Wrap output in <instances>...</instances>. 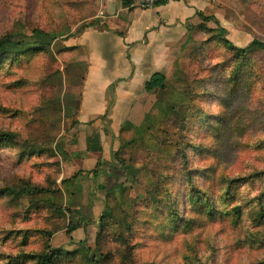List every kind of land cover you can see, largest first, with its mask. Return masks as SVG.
<instances>
[{"label": "rangeland", "instance_id": "rangeland-1", "mask_svg": "<svg viewBox=\"0 0 264 264\" xmlns=\"http://www.w3.org/2000/svg\"><path fill=\"white\" fill-rule=\"evenodd\" d=\"M213 3L216 21L190 27L151 95L152 127L122 135L121 178L96 214L71 172L84 65L65 49L94 0H0V36L17 44L0 51V133L14 134L0 140V188L15 191L0 194V264L57 247L50 264H264V0ZM221 26L238 46L257 41L239 54ZM205 194L220 212L240 206L239 222L203 218Z\"/></svg>", "mask_w": 264, "mask_h": 264}, {"label": "crops", "instance_id": "crops-1", "mask_svg": "<svg viewBox=\"0 0 264 264\" xmlns=\"http://www.w3.org/2000/svg\"><path fill=\"white\" fill-rule=\"evenodd\" d=\"M213 1L163 0L145 9L132 0L129 5L125 0H94L95 15L76 37L65 41V49L76 52V67L84 65L76 73L79 84L71 90L77 94V101L73 100L76 122L86 127L84 133L77 134L70 152L71 172L82 171L74 181H80L82 200L94 213L104 210L105 196L120 181L121 171L114 157L122 135L144 123L154 103L152 93L164 89L148 91L147 81L162 72L167 87V70L174 64L190 27L214 21H204L198 13L216 17ZM94 134L100 138L98 150L87 146L88 137ZM87 175L98 176L99 182L95 184ZM82 213L92 215L90 209Z\"/></svg>", "mask_w": 264, "mask_h": 264}, {"label": "trees", "instance_id": "trees-1", "mask_svg": "<svg viewBox=\"0 0 264 264\" xmlns=\"http://www.w3.org/2000/svg\"><path fill=\"white\" fill-rule=\"evenodd\" d=\"M133 1V0H132ZM163 0H159L157 2V4L161 3ZM126 5H129L131 3V0H125ZM200 14V16L202 17V19L204 21H210V20H214L216 21V17L214 15H204L202 12H198ZM227 29L223 26H221V32L218 33V37L229 47V48H233L236 51H238L239 54L241 53H245L247 50L251 49V47L254 46V44L256 43L255 41H251L247 46H238L236 44H234V42L229 39L226 35ZM16 42L14 40V37L10 34H4L0 36V51H8L10 49H14L16 47ZM261 46L264 47V44ZM166 76L164 73L162 72H156L153 74V76L150 78V80L147 81L146 83V90L150 91V90H154L156 88H165L166 87ZM152 121L150 119V116H148V118L146 117L144 123L141 126H137L134 127L136 128L137 131H145V129H150L152 127ZM14 134H10V133H0V140L1 139H5V138H12ZM100 138L98 134H94L90 137H88L87 139V146L88 149L90 150H98L100 149ZM94 171H97V166L94 169ZM260 172V171H258ZM257 172V173H258ZM256 175H260V174H256ZM11 193H15V191L9 187H2L0 188V194H11ZM206 199L204 202H202L203 200H199L200 203L199 204V214H201V216L205 219L208 218H216L222 215V212H225V215L229 214V212L231 211V213H234L236 220L234 219L235 224H237L240 220L241 217V207L240 206H235L231 208V210H225L220 212V210H216L215 208H211L213 207L211 203H209L208 201L211 200L210 197L208 196V194H205ZM209 198H208V197ZM75 228V227H74ZM73 230V229H72ZM71 230V231H72ZM124 241H126V239H124ZM62 251V248L57 247V248H50L49 251H44L42 253L39 254V264H50L51 262V258L58 256Z\"/></svg>", "mask_w": 264, "mask_h": 264}, {"label": "built area", "instance_id": "built-area-1", "mask_svg": "<svg viewBox=\"0 0 264 264\" xmlns=\"http://www.w3.org/2000/svg\"><path fill=\"white\" fill-rule=\"evenodd\" d=\"M159 0H133L134 5L141 8H152L154 7Z\"/></svg>", "mask_w": 264, "mask_h": 264}]
</instances>
